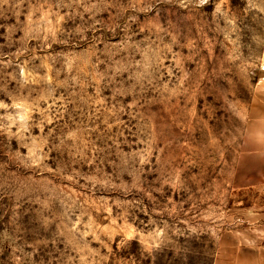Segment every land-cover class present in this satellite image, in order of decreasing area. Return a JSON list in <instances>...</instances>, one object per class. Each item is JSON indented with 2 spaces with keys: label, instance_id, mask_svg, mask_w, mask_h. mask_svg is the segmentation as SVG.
I'll return each instance as SVG.
<instances>
[{
  "label": "rangeland",
  "instance_id": "rangeland-1",
  "mask_svg": "<svg viewBox=\"0 0 264 264\" xmlns=\"http://www.w3.org/2000/svg\"><path fill=\"white\" fill-rule=\"evenodd\" d=\"M261 104L264 0H0V264H264Z\"/></svg>",
  "mask_w": 264,
  "mask_h": 264
},
{
  "label": "crops",
  "instance_id": "crops-1",
  "mask_svg": "<svg viewBox=\"0 0 264 264\" xmlns=\"http://www.w3.org/2000/svg\"><path fill=\"white\" fill-rule=\"evenodd\" d=\"M262 107V111H264V104H261L260 105V108ZM262 117L264 118V113L262 114ZM262 120V119H261ZM264 121V120H263ZM250 240V239H249ZM246 241H248V239L246 238ZM245 260H249V259H247V258H245ZM257 260V257H255V261ZM244 263H246V261H244ZM225 264H227V263H225ZM257 264V263H256ZM263 264V263H262Z\"/></svg>",
  "mask_w": 264,
  "mask_h": 264
}]
</instances>
